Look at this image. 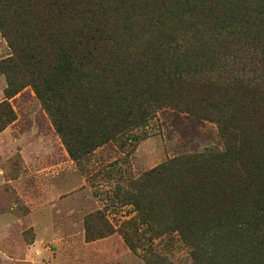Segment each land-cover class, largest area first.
Segmentation results:
<instances>
[{"label":"rangeland","instance_id":"obj_1","mask_svg":"<svg viewBox=\"0 0 264 264\" xmlns=\"http://www.w3.org/2000/svg\"><path fill=\"white\" fill-rule=\"evenodd\" d=\"M179 1H92L103 5L125 50L151 54L147 66L161 57L158 94L134 145L108 140L72 157L33 87L6 97L0 73V104L13 112L6 124L0 118V264H148L150 256L154 264H264V218L253 222L256 231L237 230L230 219L235 228L219 225L194 256L175 230L177 217L173 231L135 237L134 248L119 231L139 223L141 212L120 198L136 194L152 169L208 149L240 150L248 167L254 156L264 161V0ZM177 43L184 65L171 60ZM10 54L0 33V61ZM233 155L227 176L218 175L228 186L223 199L228 210L243 204L251 215L263 205L262 187L250 184ZM106 227L111 232L99 235Z\"/></svg>","mask_w":264,"mask_h":264},{"label":"trees","instance_id":"obj_2","mask_svg":"<svg viewBox=\"0 0 264 264\" xmlns=\"http://www.w3.org/2000/svg\"><path fill=\"white\" fill-rule=\"evenodd\" d=\"M92 1L109 0H0V33L11 50L0 61V73L7 76L5 95L11 97L30 84L76 159L108 140L122 146L140 140L150 116L148 101L158 94L153 87L162 79L155 65L160 55L155 54L147 66L144 61L151 54L138 56L125 50L123 39L109 26L103 5ZM179 2L181 6L191 4ZM170 50L174 64L185 63L182 45L177 43ZM1 114L5 124L13 119L7 102L0 104V118ZM231 154L250 184L262 187L257 195L263 205L251 215L243 204L228 210L223 199L228 186L218 175L227 176ZM244 159L240 150L208 149L150 170L137 181L136 194L120 198L141 211L139 223L124 222L120 233L134 248L135 237H159L173 231L172 218L177 217L181 225L175 230L182 243L192 247L194 256L195 244L201 242L199 250L205 251L203 240L219 225L231 224L230 219L237 230L251 227L256 231V223L264 218V171L259 165L264 161L254 156L248 167ZM111 230L106 227L98 234ZM156 260L150 256L147 263Z\"/></svg>","mask_w":264,"mask_h":264}]
</instances>
